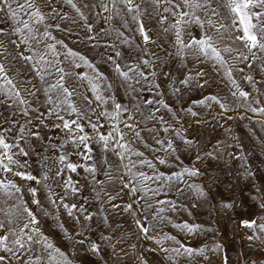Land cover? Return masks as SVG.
<instances>
[{
  "label": "snow or ice",
  "instance_id": "obj_1",
  "mask_svg": "<svg viewBox=\"0 0 264 264\" xmlns=\"http://www.w3.org/2000/svg\"><path fill=\"white\" fill-rule=\"evenodd\" d=\"M215 78L227 81L223 96L207 91ZM121 89L127 106L112 94ZM262 96L264 0H0V106L13 109L0 118V264H233L218 240L177 238L215 231L190 219L211 196L205 182L220 180L213 161L252 194L218 202L258 249L235 264H264V175L253 183L264 170Z\"/></svg>",
  "mask_w": 264,
  "mask_h": 264
},
{
  "label": "rangeland",
  "instance_id": "obj_2",
  "mask_svg": "<svg viewBox=\"0 0 264 264\" xmlns=\"http://www.w3.org/2000/svg\"><path fill=\"white\" fill-rule=\"evenodd\" d=\"M75 2L82 3L83 0H75ZM63 10L67 11L69 13V18L70 20H76L79 21V18L76 16L74 10H72L69 6L67 5H62ZM82 23V22H81ZM96 25H98L99 27H105V25L102 23V21H96ZM64 27H70V25L65 22L63 24ZM149 27L151 28V25H149ZM72 31L75 32V28H72ZM54 35L58 38V39H63L70 47H73L76 50H79L81 52H85L86 54L95 57L97 55V52L95 50H90L86 47V45L84 43L78 42L76 40V37L74 35H69L68 33H65L61 30H54ZM153 35H160L161 40L166 39L162 34L158 33L157 31L153 30ZM102 70H104L102 68ZM161 79L163 80L164 78L161 77ZM227 81H225L224 83L220 82L219 78H215V83H213L211 85V87L209 89H207V91H210L214 94L219 93L221 96L224 95V93L227 90ZM81 93L84 92V89L81 88L80 89ZM164 91H165V95L170 96V100L169 103H171L172 101L176 100L175 96L171 95L170 90L167 88V84L165 83L164 85ZM112 94H114L117 98V100L123 104H125L126 106L128 105L129 100L131 99L130 96H126L124 94L123 89H121L119 92H113ZM155 95L154 93H142V97L147 96V95ZM42 95V93H41ZM0 99H2V97H0ZM33 100H36V97L32 98ZM262 100H264V96L261 97ZM42 103V101H41ZM180 105L176 104V108L177 110L179 109ZM13 111V109L11 107H7V106H0V118H3L4 116H8L10 115V113ZM229 115H232V113H229ZM251 115V114H249ZM16 119L20 120L21 122H23V120L25 119V117H23L22 114H18L17 117H15ZM236 119L238 120L239 117H236ZM33 123H36V121L34 120ZM229 125L234 126L236 121H228L227 122ZM143 127V125H141ZM259 126H257L258 128ZM88 131H90V129H87ZM17 131H19V129H17ZM49 130L45 129V132H48ZM246 131V130H244ZM51 134L53 135V137H56L57 134V130L56 129H51ZM238 135L240 134L239 132L237 133ZM145 136L147 137V134H145ZM58 137H56V139H54L53 141H51L50 143H54L57 142ZM247 142V141H246ZM255 141H253L254 143ZM30 143V141H29ZM67 147V146H66ZM134 147L139 148L141 151H145L146 155H155L154 153H152V150L149 149H145L143 147L142 144L139 143H134ZM69 153H71V149H69ZM46 155L51 156L52 155V149L49 147L48 152L46 153ZM187 155V154H185ZM260 153H259V149H257L256 151V157H259ZM256 157H253L254 162L259 165V159H256ZM71 158L73 160L76 159L75 156H71ZM261 159H264V157H260ZM227 159V158H225ZM182 160L184 161V163H189V161L187 159H185L184 157H182ZM239 162H237L238 164ZM29 164L32 166V169L34 171H38L40 168V164L39 162L36 160V157L33 156V158L31 160H29ZM209 161H204L201 162L199 165H197L198 167H201V169H205V168H209ZM164 167H168L167 165ZM213 169H219V171L214 172L215 175H219L220 176V180L216 181L215 183H211V182H205L204 186L206 188L207 191H209L211 193V196L206 200L205 203L201 204L200 207H198L197 209L194 210V216L192 218H190L193 222H198L201 224H204L205 227L211 226L213 229H215L214 232H209L207 236H205L203 233H200L198 236L193 237L192 239H188L186 237L183 236V234L178 235L177 238L181 239L184 243L187 244H191L193 246L198 247L200 244L203 243H212L215 241H219L221 243L222 246L227 248V254L228 256L231 258L233 264H235V261L237 260L238 255H240L241 253H243L245 251L246 248H251L252 251L251 252H247L246 254L248 256H251L254 252H257L258 249L251 244H248L246 241H244L242 239L243 235H244V231L241 229H238L236 227V224L234 223L233 220L229 219V217L232 215L231 211L228 212H224L222 209H220L218 202L221 199H230L231 197L235 196L237 201L239 202L241 199L244 198H249V202H250V197H251V193H249V191L244 187V180L242 179L239 184L237 183L236 180V172L232 169H230V167L227 164L224 163H220L217 164L216 162H211V168H209L210 171H212ZM70 175H72L73 180H85L87 181V183H89V185L91 184L90 180H87L86 177L82 176L80 173H71ZM262 175H264V170L258 171L256 173V177L257 179H255L253 181V183H255L256 185H259L260 180L259 177H261ZM199 182V181H197ZM87 191L85 192V195H87ZM173 195H175L173 193ZM125 199H127L125 197ZM192 199L194 200L195 197L193 195ZM89 211H93L94 212V217L93 220L88 221V223H92L93 224V229H95V226L97 224H99L100 222V218L98 216L95 215V209L91 206H87ZM96 208L99 207V202L96 203ZM244 209L241 208V211H243ZM62 211L61 209H53V212L56 213L57 215L59 214V212ZM184 219H189V217H187V215L185 214ZM72 225V221L69 220L68 224L66 225L67 227H71ZM166 231H170L172 232L173 235L176 234V231L171 229V227L169 226L168 228H166ZM54 241H56L57 237L53 236L52 237ZM65 243H67V241H65ZM137 243L139 244V241H137ZM148 241H143V244H148ZM261 249L264 250V245L261 246ZM69 253L72 252V248L71 246H69L68 248ZM158 256H161L162 254H157ZM165 264H198V260L195 257H188V256H182L180 258H178L177 260H173V261H165Z\"/></svg>",
  "mask_w": 264,
  "mask_h": 264
}]
</instances>
